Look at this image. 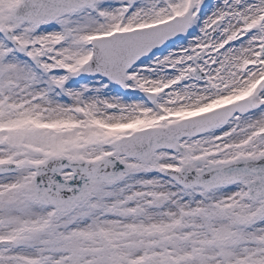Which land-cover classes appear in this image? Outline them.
<instances>
[{"label": "snow or ice", "instance_id": "obj_1", "mask_svg": "<svg viewBox=\"0 0 264 264\" xmlns=\"http://www.w3.org/2000/svg\"><path fill=\"white\" fill-rule=\"evenodd\" d=\"M0 264H264V0H0Z\"/></svg>", "mask_w": 264, "mask_h": 264}]
</instances>
